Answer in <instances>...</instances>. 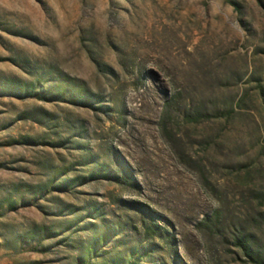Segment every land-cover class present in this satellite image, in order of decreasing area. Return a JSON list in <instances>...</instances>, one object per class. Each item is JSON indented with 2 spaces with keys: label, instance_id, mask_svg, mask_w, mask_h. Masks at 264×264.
Instances as JSON below:
<instances>
[{
  "label": "rangeland",
  "instance_id": "obj_1",
  "mask_svg": "<svg viewBox=\"0 0 264 264\" xmlns=\"http://www.w3.org/2000/svg\"><path fill=\"white\" fill-rule=\"evenodd\" d=\"M264 263V0H0V264Z\"/></svg>",
  "mask_w": 264,
  "mask_h": 264
},
{
  "label": "trees",
  "instance_id": "obj_2",
  "mask_svg": "<svg viewBox=\"0 0 264 264\" xmlns=\"http://www.w3.org/2000/svg\"><path fill=\"white\" fill-rule=\"evenodd\" d=\"M259 264H264L263 262H261V261H257Z\"/></svg>",
  "mask_w": 264,
  "mask_h": 264
}]
</instances>
